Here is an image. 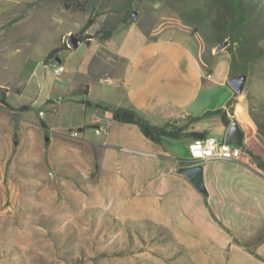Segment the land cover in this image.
Wrapping results in <instances>:
<instances>
[{
  "label": "rangeland",
  "instance_id": "rangeland-1",
  "mask_svg": "<svg viewBox=\"0 0 264 264\" xmlns=\"http://www.w3.org/2000/svg\"><path fill=\"white\" fill-rule=\"evenodd\" d=\"M85 1L82 10L72 12L61 0H15V9L0 15V79H13L12 67L16 71L34 41L46 49L58 43L64 30L81 42H104L106 32L126 26L122 19L129 11L151 40L163 32L164 38H172L171 31L186 33L202 58L232 59L235 76H245L242 92L235 95L256 131L247 150L264 164V137L255 125L264 130V6L260 14L231 27L233 8L229 4L223 10L214 0L80 3ZM222 42L227 46L217 52ZM233 94L227 85L214 84L197 98L192 111L216 112ZM8 101L16 102L11 90ZM200 120L194 122H219L214 114ZM190 138L161 137L159 147L186 160ZM105 149L102 156L103 150L77 139L44 134L19 113L12 117L0 107V264H258L241 247L215 245L176 213L163 212L156 198L141 200L131 188L130 175L110 165L143 158L120 146Z\"/></svg>",
  "mask_w": 264,
  "mask_h": 264
},
{
  "label": "crops",
  "instance_id": "crops-1",
  "mask_svg": "<svg viewBox=\"0 0 264 264\" xmlns=\"http://www.w3.org/2000/svg\"><path fill=\"white\" fill-rule=\"evenodd\" d=\"M4 1L0 0V15L15 9V0H6V5ZM171 32L172 38H164L163 32L151 40L132 21L104 42L91 38L78 41L76 49H65L62 45L68 32L63 30L58 43L46 49L34 41L16 71L12 67L13 79H0V89L13 108H28L19 115L44 134L67 136L73 131L79 142L103 150L102 156L105 148L116 146L131 156H140L143 160L133 157L110 168L130 175L131 188L141 200L156 198L162 202L163 212L176 213L193 230L212 238L215 245L241 247L258 264H264V171L246 153L256 134L246 106L230 89L234 93L232 104L218 107L228 125L218 114H214L219 121L215 126L196 124L195 118L203 120L208 112L204 109L196 115L192 111L203 91L214 84L228 86L229 59L206 60L191 36ZM54 49L56 55L45 60ZM53 64L62 65L63 72L54 75ZM199 74L205 79L210 75V79ZM10 90L15 93V104L8 101ZM113 108L132 110L155 127L170 124L184 127L183 133L224 140L235 123L243 143L242 156L238 161L197 162L191 161L190 155L186 160L173 157L159 147L160 143L145 138L135 125L115 121L110 111ZM62 111L66 117L61 119ZM94 136L104 139L95 142L98 139ZM196 140L191 137L188 148ZM194 166L200 168V189L180 173Z\"/></svg>",
  "mask_w": 264,
  "mask_h": 264
},
{
  "label": "trees",
  "instance_id": "trees-1",
  "mask_svg": "<svg viewBox=\"0 0 264 264\" xmlns=\"http://www.w3.org/2000/svg\"><path fill=\"white\" fill-rule=\"evenodd\" d=\"M218 5L219 8H222L223 10H226L228 5H231V8L234 10V19H231L228 21L229 25L231 27L238 26L239 23H244L249 17H251L252 14L257 12L258 14L263 11L264 6V0H214ZM62 6L67 11H76V10H82L84 5L87 3L82 2L80 3V0H61ZM85 3V4H84ZM4 15V14H3ZM132 21V13L129 11L125 12V15L122 19V23L124 25L128 24ZM227 23V24H228ZM227 29H231L228 25L226 26ZM114 29H111L110 31L105 33V36L102 38L101 41L108 40L112 34ZM78 41L81 42L82 39L78 37ZM234 42V41H233ZM63 48L69 49L67 44L62 45ZM57 49L52 50L48 53L45 60L51 57H54L56 55ZM235 76V73L233 71V62L232 59L230 60V77ZM232 104V100L227 103V107H229ZM86 106H94L95 108H103L102 106L96 104L91 105L89 103H86ZM0 107L4 110H7L11 116L16 117L18 113H20L23 110L28 109L26 106H22L19 109L13 108L9 103L5 100V95L3 93H0ZM108 109V107L103 108ZM112 112V118L121 124H132L135 125L143 134L145 138L150 140L151 142L155 144L160 143L161 137H170V138H179L185 135L191 136L194 139H203L205 136L203 134H197V133H183L185 130L184 127H171L170 124H165L162 127H155L150 125L145 119L140 117L136 112L124 108H113L110 110ZM210 114H218L222 118L223 124L226 126L228 123L224 120V114L221 110H218L216 112H208L206 115ZM199 119V118H195ZM255 125L257 127V131L260 135L264 137V130L261 125L255 122ZM41 127H43L41 125ZM238 146L243 148V143L241 141L238 142ZM248 155H250L251 159L256 163V166L264 171V164L260 161V158L258 156H253L250 152H246Z\"/></svg>",
  "mask_w": 264,
  "mask_h": 264
},
{
  "label": "built area",
  "instance_id": "built-area-1",
  "mask_svg": "<svg viewBox=\"0 0 264 264\" xmlns=\"http://www.w3.org/2000/svg\"><path fill=\"white\" fill-rule=\"evenodd\" d=\"M63 70L64 68L60 64L52 65L54 75L62 73ZM207 79H210V75H207ZM67 136L72 139L77 138L76 132L73 131ZM188 150L191 161L195 162L207 159L238 161L243 153L241 147L228 144L222 137H204L203 139H198Z\"/></svg>",
  "mask_w": 264,
  "mask_h": 264
},
{
  "label": "water",
  "instance_id": "water-1",
  "mask_svg": "<svg viewBox=\"0 0 264 264\" xmlns=\"http://www.w3.org/2000/svg\"><path fill=\"white\" fill-rule=\"evenodd\" d=\"M66 44H67L68 48L76 49L78 46V39L75 38L73 35L69 34L67 39H66ZM226 46H227V43L222 42L216 47V51L217 52L221 51ZM244 82H245V76L241 75V76L229 77L227 83H228V86L230 87V89L235 94H240L243 90ZM239 141H240L239 129L235 123H232L227 130L225 142H227L228 144H232V145H238ZM199 172H200V168L196 167V166L180 170V173L188 176L191 179L192 183L194 184V186L197 189H200Z\"/></svg>",
  "mask_w": 264,
  "mask_h": 264
}]
</instances>
